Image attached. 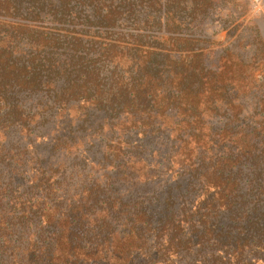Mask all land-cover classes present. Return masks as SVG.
<instances>
[{
    "label": "trees",
    "instance_id": "16d2710c",
    "mask_svg": "<svg viewBox=\"0 0 264 264\" xmlns=\"http://www.w3.org/2000/svg\"><path fill=\"white\" fill-rule=\"evenodd\" d=\"M243 1L0 0V264H264Z\"/></svg>",
    "mask_w": 264,
    "mask_h": 264
},
{
    "label": "rangeland",
    "instance_id": "374dc122",
    "mask_svg": "<svg viewBox=\"0 0 264 264\" xmlns=\"http://www.w3.org/2000/svg\"><path fill=\"white\" fill-rule=\"evenodd\" d=\"M243 3L244 5L246 4V6L243 8L247 11L248 16L246 23L252 24V26H254L256 29V33L258 32L261 38H264V0H244ZM239 5L241 6L240 3ZM213 41L216 42L213 49L215 54L209 56L206 62L207 67L211 70H214L216 66H218L216 53L218 52L220 54V52L224 50L233 41V39L226 40V32H220L214 36ZM251 44L253 48L258 49L259 44L257 47V41L253 39ZM253 50L255 49H252L250 54L253 52ZM259 75L260 71L256 70L255 76L257 77Z\"/></svg>",
    "mask_w": 264,
    "mask_h": 264
}]
</instances>
